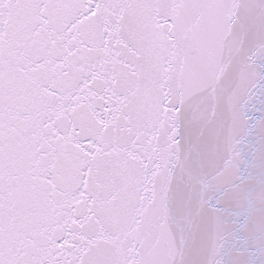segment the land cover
I'll list each match as a JSON object with an SVG mask.
<instances>
[{"label":"snow or ice","instance_id":"snow-or-ice-1","mask_svg":"<svg viewBox=\"0 0 264 264\" xmlns=\"http://www.w3.org/2000/svg\"><path fill=\"white\" fill-rule=\"evenodd\" d=\"M0 264H264V0H0Z\"/></svg>","mask_w":264,"mask_h":264}]
</instances>
